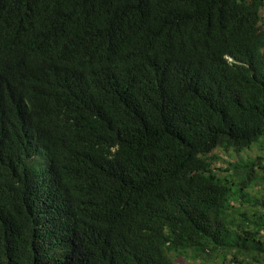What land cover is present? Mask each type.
I'll list each match as a JSON object with an SVG mask.
<instances>
[{
    "label": "trees",
    "instance_id": "trees-1",
    "mask_svg": "<svg viewBox=\"0 0 264 264\" xmlns=\"http://www.w3.org/2000/svg\"><path fill=\"white\" fill-rule=\"evenodd\" d=\"M172 255L264 264V0H0V264Z\"/></svg>",
    "mask_w": 264,
    "mask_h": 264
},
{
    "label": "rangeland",
    "instance_id": "rangeland-1",
    "mask_svg": "<svg viewBox=\"0 0 264 264\" xmlns=\"http://www.w3.org/2000/svg\"><path fill=\"white\" fill-rule=\"evenodd\" d=\"M259 154H261V151L258 145H255L251 149H247L242 152H235L234 150H230V151L217 150L213 154V156L217 158L214 165L216 167L228 168V165L230 163L255 158ZM172 258L175 264H200L187 260L186 258L176 257L175 255H172ZM216 263L220 264L219 261ZM223 264H235V263H231L229 259H227Z\"/></svg>",
    "mask_w": 264,
    "mask_h": 264
}]
</instances>
